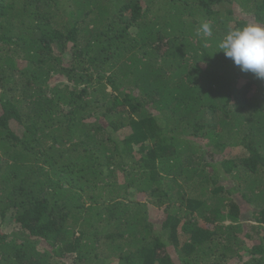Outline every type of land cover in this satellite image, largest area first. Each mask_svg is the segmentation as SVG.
Masks as SVG:
<instances>
[{
    "label": "trees",
    "instance_id": "obj_1",
    "mask_svg": "<svg viewBox=\"0 0 264 264\" xmlns=\"http://www.w3.org/2000/svg\"><path fill=\"white\" fill-rule=\"evenodd\" d=\"M156 1L0 0V264H264V0Z\"/></svg>",
    "mask_w": 264,
    "mask_h": 264
},
{
    "label": "clouds",
    "instance_id": "obj_2",
    "mask_svg": "<svg viewBox=\"0 0 264 264\" xmlns=\"http://www.w3.org/2000/svg\"><path fill=\"white\" fill-rule=\"evenodd\" d=\"M198 34L211 36V26L201 25ZM218 47L226 58L244 73H252L264 80V27L259 24H248L242 29L230 30Z\"/></svg>",
    "mask_w": 264,
    "mask_h": 264
},
{
    "label": "rangeland",
    "instance_id": "obj_3",
    "mask_svg": "<svg viewBox=\"0 0 264 264\" xmlns=\"http://www.w3.org/2000/svg\"><path fill=\"white\" fill-rule=\"evenodd\" d=\"M116 1H118V0H116ZM123 1H126V0H123ZM156 1V0H155ZM156 2H159V3H161L160 5H159V7H161V8H163L164 10H170L171 9V7H170V4H168V0H157ZM143 5V4H142ZM224 6H225V8H229V9H231V10H233V12H234V14H235V16H237V14H239L241 11H240V9H239V7L236 5V4H232V3H229V2H225L224 3ZM114 9L115 10H118V6H116V7H114ZM251 16V15H250ZM249 16V17H250ZM56 82H60V81H54V83H56ZM53 83V82H52ZM55 86V84H53V85H48V87L50 88V87H54ZM85 123H88L89 124V126H92V125H94V124H92V123H94V119L93 118H91V119H89V120H86L85 121ZM92 124V125H91ZM97 124H98V122H97ZM100 124V123H99ZM220 159V158H219ZM239 203H240V205L241 206H243L244 205V202L243 201H238ZM246 206V205H245ZM250 244V243H249ZM99 253H101V254H99L100 256H103V258H105L106 260H107V262H109V264H117V260L115 259V260H110V257L107 255V254H105L106 252H103V250H101V252L99 251Z\"/></svg>",
    "mask_w": 264,
    "mask_h": 264
}]
</instances>
